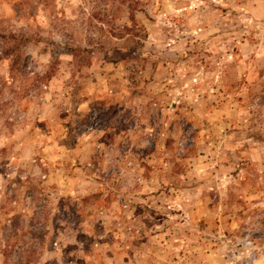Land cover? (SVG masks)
Segmentation results:
<instances>
[{
    "label": "rangeland",
    "instance_id": "obj_1",
    "mask_svg": "<svg viewBox=\"0 0 264 264\" xmlns=\"http://www.w3.org/2000/svg\"><path fill=\"white\" fill-rule=\"evenodd\" d=\"M264 264V0H0V264Z\"/></svg>",
    "mask_w": 264,
    "mask_h": 264
},
{
    "label": "built area",
    "instance_id": "obj_2",
    "mask_svg": "<svg viewBox=\"0 0 264 264\" xmlns=\"http://www.w3.org/2000/svg\"><path fill=\"white\" fill-rule=\"evenodd\" d=\"M251 264V263H250Z\"/></svg>",
    "mask_w": 264,
    "mask_h": 264
}]
</instances>
